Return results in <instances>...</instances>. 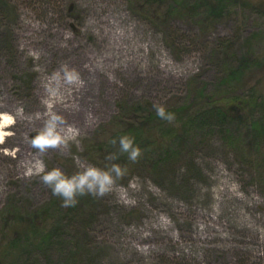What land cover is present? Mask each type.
I'll return each instance as SVG.
<instances>
[{
  "label": "rangeland",
  "instance_id": "rangeland-1",
  "mask_svg": "<svg viewBox=\"0 0 264 264\" xmlns=\"http://www.w3.org/2000/svg\"><path fill=\"white\" fill-rule=\"evenodd\" d=\"M146 1L0 6V114L13 118L0 123V239L25 224L12 219L16 214L54 235L45 252L23 256L26 264H264V163L249 157L253 147L238 155L218 135L198 131L167 140L165 131L176 134V123L158 125L152 137L169 141L181 158L166 171L157 167L159 174L125 160L118 163L123 174L112 173L111 190L78 193L69 206L43 173L29 171L37 160L45 171L59 168L69 177L90 165L111 170L115 138L131 123L133 104L148 103L155 112V104L193 103L202 84L210 96L224 89L220 39L242 55L245 40L257 33L250 52L264 61V0H246L215 20L207 19L210 6L202 0H190L201 4L191 14L164 13L167 3L158 10L160 3ZM65 66L75 69L76 80H67ZM248 85L244 101L251 88L264 99V75ZM53 113L62 117L55 131L67 142L40 149L33 138ZM234 128L229 133L236 136ZM186 152L194 159L192 174ZM0 264L12 262L0 256Z\"/></svg>",
  "mask_w": 264,
  "mask_h": 264
},
{
  "label": "trees",
  "instance_id": "trees-1",
  "mask_svg": "<svg viewBox=\"0 0 264 264\" xmlns=\"http://www.w3.org/2000/svg\"><path fill=\"white\" fill-rule=\"evenodd\" d=\"M202 1V6H210L208 12L209 17H207V19L211 18L212 20H215V18H222L230 8L232 9V7H235L237 4L246 2V0ZM6 2L7 0H0V6ZM151 2H153L154 5H156V2L157 4L160 3L158 7H153L158 10L161 8L162 3H167L168 6L164 13H172L173 8H176V12L191 14L197 6L201 5L190 0L146 1V3ZM257 37V33H251L249 35L247 40H245L248 50L242 55H237L232 52V43H230L229 40L220 39L216 47L224 53L223 62L225 65L219 83L224 89L221 90L219 94L210 96V94L205 92L206 86L204 84L200 85L196 91V101L190 104H179L174 107L170 106L166 108V110L175 113V118L173 120L168 121L158 116L157 112H154V109H152L148 103L137 102L133 104V110L130 115L135 113L132 117L134 120L130 119L129 122L131 123L129 124L127 120V125L122 128L123 131H119L116 136H118L119 139L123 135L134 137V143L141 148V153L135 161L137 166H144L145 164V167L151 170V172L159 174L160 172L156 170L157 167L164 168L161 170L166 171L165 168H167L168 165L181 158L184 153H179V151L172 149V147L167 144L169 141L162 144L161 137H159V139L151 135L152 131H154L158 125L159 127H163V124H168V126H170V122H172L171 126H174V123H176V134L169 136L173 131H165L166 134H164V137L167 140H176L177 137L183 139L197 131L205 136L207 135L209 138L218 135L222 145L229 151H235L239 155L245 152V146L253 147L257 152L251 153L252 155L249 157L253 158V156L257 154L259 156L256 155L258 158H256V160L254 159V161H258L260 158L261 162L264 163V152H261V149H264V114L263 116L256 117L258 113L257 108L264 110V99H262L260 95L256 98L254 93H252L253 88L250 90V99L245 101L243 99V88L249 86L248 84L256 80V78L259 79L260 75H264V61H262L260 57H254L250 52L251 46L254 44V39ZM140 111H142L143 114L139 116L137 113ZM231 126H235L233 129L235 131L233 132L236 136L229 133L232 132L229 130ZM174 129L173 127L170 128V130ZM119 130H121L120 127ZM161 130L164 131L165 129L162 128ZM161 136L163 137V133H161ZM115 139L119 141L118 138ZM244 139L247 141L246 145H244ZM185 150L186 149L182 150V152H185ZM187 155L190 156L188 157L190 160L189 163H192L193 166L191 167L188 165L186 173L192 174L193 168L195 167L193 163L194 159L190 154L187 153ZM128 159V153L121 149L119 143L115 151L114 162L118 164ZM191 159H193V161ZM251 163H253L252 159ZM185 182L187 181L185 180ZM15 216L12 217V219L16 218L22 220L25 224H23L21 228L14 229L16 236L6 238V235L3 239H0L2 240L0 242V256L2 258H8L12 264H26V262L23 261V256L31 252V250L45 252L54 235L52 236V233L48 232L45 233L42 226L37 225L35 220L30 216H26L25 218L22 214L17 215L18 217ZM7 221L9 222V220H6V222ZM9 224L10 223H6V227H9ZM12 226L14 227V225ZM6 240L7 242L4 245L3 243Z\"/></svg>",
  "mask_w": 264,
  "mask_h": 264
},
{
  "label": "clouds",
  "instance_id": "clouds-1",
  "mask_svg": "<svg viewBox=\"0 0 264 264\" xmlns=\"http://www.w3.org/2000/svg\"><path fill=\"white\" fill-rule=\"evenodd\" d=\"M64 72L68 81L78 78V73H76L75 69H69L65 66ZM154 107L156 108L157 115L161 118L168 121L175 118V113L166 110L164 105L155 104ZM61 120V116L55 113L51 114L44 131L36 135L32 143L40 149H44L46 146H55L58 143H66V139L59 132L55 131L57 122ZM12 121L13 118L11 116L0 114V123L9 124ZM3 136L4 133L0 131V143L3 142ZM119 143L121 149L128 153L129 159L135 161L138 158L141 148L134 143V137L123 135L120 137ZM7 151L5 149V152ZM45 167L43 161L37 160L34 166L29 168V171H32L34 168L36 172L43 173L41 179L51 187L53 194L63 197L62 204L64 206L74 205L77 202L75 197L78 193L83 194L87 191L103 194L111 190L115 183V177L112 173L115 172L116 176L123 174V169L119 164H113L111 170L100 169L90 165L85 167L82 172H78L71 177L65 175L59 168L45 171Z\"/></svg>",
  "mask_w": 264,
  "mask_h": 264
},
{
  "label": "bare ground",
  "instance_id": "bare-ground-1",
  "mask_svg": "<svg viewBox=\"0 0 264 264\" xmlns=\"http://www.w3.org/2000/svg\"><path fill=\"white\" fill-rule=\"evenodd\" d=\"M1 125H2V126H6V125H8V124H2V123H1Z\"/></svg>",
  "mask_w": 264,
  "mask_h": 264
}]
</instances>
